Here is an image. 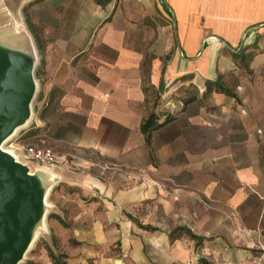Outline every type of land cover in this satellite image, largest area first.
Returning <instances> with one entry per match:
<instances>
[{
  "label": "crops",
  "instance_id": "1",
  "mask_svg": "<svg viewBox=\"0 0 264 264\" xmlns=\"http://www.w3.org/2000/svg\"><path fill=\"white\" fill-rule=\"evenodd\" d=\"M0 53L79 192L65 264L264 263V0H0Z\"/></svg>",
  "mask_w": 264,
  "mask_h": 264
},
{
  "label": "water",
  "instance_id": "2",
  "mask_svg": "<svg viewBox=\"0 0 264 264\" xmlns=\"http://www.w3.org/2000/svg\"><path fill=\"white\" fill-rule=\"evenodd\" d=\"M33 70L32 60L0 53V145L32 114L36 89ZM36 183L41 186L39 192ZM44 193L39 175L30 173L26 163L10 157L0 146V264H19L22 260L30 224L38 209L45 207Z\"/></svg>",
  "mask_w": 264,
  "mask_h": 264
},
{
  "label": "rangeland",
  "instance_id": "3",
  "mask_svg": "<svg viewBox=\"0 0 264 264\" xmlns=\"http://www.w3.org/2000/svg\"><path fill=\"white\" fill-rule=\"evenodd\" d=\"M39 111L40 113H42L43 108L41 107ZM20 129L22 128H19L11 138L14 143L13 147H17V145H20V144H28V143H34V142H38L37 144L44 145V143L42 142L41 136L36 135V134L30 137H27L25 139H22V140L17 139ZM31 162L30 161L26 162V164L28 163L31 171L35 172L34 168H37V167L41 169V171H38V172H40L39 177L42 179L43 183H45L46 185L45 191L49 189V187L47 186L49 183L47 179L48 176L45 170L50 171V169L56 170V169H60L61 167H64L62 163L58 161L54 167H50V169L47 170L45 167H41L38 163L36 162L31 163ZM53 170H51L50 172H52ZM46 180L48 181V183ZM60 187L62 186L60 185L58 187H55L53 191L52 190L48 191V196L46 200L49 206L40 207L36 213L35 219L32 220L30 224V228H29V240L30 241L33 240V243L30 246V248L26 251L25 255L23 256L19 264H46L48 260L52 262L51 257H50L51 255L55 257L56 264H65V261L68 259V255L66 254V250H64L65 248L64 246L67 245V242L70 245H73L76 243V241L74 238H71V237L54 236L53 235L54 229L53 227H51V223L53 221H56L58 224H62L65 227H68L71 223H73L72 220H68L69 218L68 213L80 207L76 206L74 201L70 202L67 200L69 198H72V199L76 198V194L79 192H77L75 189L71 190L70 188L66 186H63L62 189ZM63 201H66V203H70L71 205H67V204H64V206L60 205V203H62ZM59 209L60 210L63 209V212L67 213V217L65 216V221L59 220L58 216L55 215L56 212H59ZM43 214L45 215V220H46L45 226H43V218H42V216H44ZM79 239L84 240V242L87 243L86 241H90L91 238L83 237ZM199 245L200 244L197 243L196 247H198ZM120 246L121 244L117 242L115 244V247H113L112 250L117 252L116 254L120 255V258L124 260L125 254L121 252ZM253 255L258 256V252L256 251V253H254ZM199 264L201 263L199 262Z\"/></svg>",
  "mask_w": 264,
  "mask_h": 264
},
{
  "label": "built area",
  "instance_id": "4",
  "mask_svg": "<svg viewBox=\"0 0 264 264\" xmlns=\"http://www.w3.org/2000/svg\"><path fill=\"white\" fill-rule=\"evenodd\" d=\"M5 147H11L18 161L26 163L29 161L38 163L41 167H54L58 162V156L54 149L48 145L37 143L20 144L13 147L12 139H8L3 144ZM238 264H264L263 254L242 259Z\"/></svg>",
  "mask_w": 264,
  "mask_h": 264
},
{
  "label": "bare ground",
  "instance_id": "5",
  "mask_svg": "<svg viewBox=\"0 0 264 264\" xmlns=\"http://www.w3.org/2000/svg\"><path fill=\"white\" fill-rule=\"evenodd\" d=\"M31 118V117H30ZM29 118V119H30ZM28 121V120H27ZM27 124V123H26ZM26 124H24V125H26ZM23 125V124H22ZM22 127V126H21ZM18 129V128H17ZM14 132H16L15 130H14ZM13 135V134H12ZM1 146V149L7 154V155H9L10 157H12V158H16L15 157V154L13 153V150H12V148H10V147H5L3 144H1L0 145ZM27 165V167H28V169H29V172L31 173V170H30V167H29V165H28V163L26 164ZM35 190L37 191L38 190V187H37V189H36V187H35ZM47 195H48V190L45 192V194H44V196H43V200H44V203H45V206L46 207H48L49 206V204H48V202H47V200H46V197H47ZM45 215L43 216V226H45ZM29 237V236H28ZM32 243H33V240L32 241H28L27 242V250L30 248V246L32 245ZM25 255V254H24Z\"/></svg>",
  "mask_w": 264,
  "mask_h": 264
},
{
  "label": "trees",
  "instance_id": "6",
  "mask_svg": "<svg viewBox=\"0 0 264 264\" xmlns=\"http://www.w3.org/2000/svg\"><path fill=\"white\" fill-rule=\"evenodd\" d=\"M151 128V116L148 117L145 122L142 124V127L141 129L144 131V132H147L149 131V129ZM51 257V261L53 262V264H56V259L55 257H53L52 255L50 256Z\"/></svg>",
  "mask_w": 264,
  "mask_h": 264
}]
</instances>
